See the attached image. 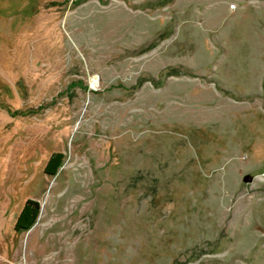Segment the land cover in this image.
Wrapping results in <instances>:
<instances>
[{"label":"rangeland","instance_id":"1","mask_svg":"<svg viewBox=\"0 0 264 264\" xmlns=\"http://www.w3.org/2000/svg\"><path fill=\"white\" fill-rule=\"evenodd\" d=\"M0 264H264V0H0Z\"/></svg>","mask_w":264,"mask_h":264},{"label":"trees","instance_id":"2","mask_svg":"<svg viewBox=\"0 0 264 264\" xmlns=\"http://www.w3.org/2000/svg\"><path fill=\"white\" fill-rule=\"evenodd\" d=\"M55 157L57 156H53V158L50 160L47 168V172L49 171L51 174H53V171L56 169L58 164V160L55 159ZM37 210L38 203L33 200H27L20 216L18 217L15 227L16 230H26L28 227H30L35 219Z\"/></svg>","mask_w":264,"mask_h":264},{"label":"water","instance_id":"3","mask_svg":"<svg viewBox=\"0 0 264 264\" xmlns=\"http://www.w3.org/2000/svg\"><path fill=\"white\" fill-rule=\"evenodd\" d=\"M242 180H243V182H245V183H249V182L252 181V177L249 176V175H245V176L243 177Z\"/></svg>","mask_w":264,"mask_h":264},{"label":"bare ground","instance_id":"4","mask_svg":"<svg viewBox=\"0 0 264 264\" xmlns=\"http://www.w3.org/2000/svg\"><path fill=\"white\" fill-rule=\"evenodd\" d=\"M93 83V82H92Z\"/></svg>","mask_w":264,"mask_h":264}]
</instances>
